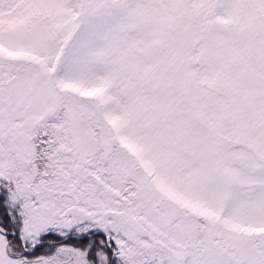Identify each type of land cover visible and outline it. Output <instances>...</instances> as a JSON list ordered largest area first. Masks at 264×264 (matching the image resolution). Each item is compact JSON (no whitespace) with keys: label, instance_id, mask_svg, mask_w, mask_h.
Wrapping results in <instances>:
<instances>
[{"label":"snow or ice","instance_id":"obj_1","mask_svg":"<svg viewBox=\"0 0 264 264\" xmlns=\"http://www.w3.org/2000/svg\"><path fill=\"white\" fill-rule=\"evenodd\" d=\"M0 264H264V0H0Z\"/></svg>","mask_w":264,"mask_h":264}]
</instances>
